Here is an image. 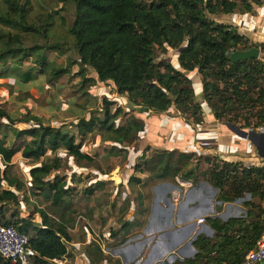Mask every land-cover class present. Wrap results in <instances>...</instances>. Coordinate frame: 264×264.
I'll return each mask as SVG.
<instances>
[{
    "label": "trees",
    "instance_id": "16d2710c",
    "mask_svg": "<svg viewBox=\"0 0 264 264\" xmlns=\"http://www.w3.org/2000/svg\"><path fill=\"white\" fill-rule=\"evenodd\" d=\"M57 1L75 4L69 33L80 59L83 86L93 84L85 73L90 66L102 83L112 84L135 108L161 115L174 108L180 115L178 122L186 126L188 122L193 129L201 126L204 113L195 99L193 80L186 72L197 70L204 98L211 108V120H223L229 125L240 122L242 129L264 126V60L233 62L229 57L231 51L253 47L264 52V42L255 44L236 26L213 18L220 14L250 13L253 3L260 5L262 0ZM32 8L31 0H0V63L8 69L0 71V76L16 73L23 83L38 74H49L50 81L58 80L68 69L50 59L48 51L61 47L59 42H50V32L53 17L64 7L54 9L39 20L42 23L31 21ZM26 38L36 42L28 45ZM175 48H181L180 68L159 59L160 51ZM27 59H32L33 64L22 71L21 65ZM115 102L104 97L100 112H92L89 118L81 117L70 128L67 124L46 123L43 117L30 111L16 116L0 107V224H12L28 236L32 264H56L55 260L69 255L71 236L65 209L79 191L68 184L67 174L61 172L65 158L59 152L65 151L78 162L93 163L94 155L82 150L88 134L104 131L102 137L112 145L111 152L123 145L116 151L119 153L145 131L146 121L142 117L129 114L122 104ZM149 150L147 147L134 166L135 172L145 176L132 174L128 177L129 184L148 186L149 182L151 185L176 177L194 183L202 177L219 190L221 201H237L248 193L252 196L242 202L247 209L245 216L226 220L207 217L214 235L200 233L192 241L197 250L195 255L172 264H241L264 233V165L246 166L242 161L232 162L178 148H155L147 156ZM49 152L53 154L50 157ZM19 153L32 162L29 180L14 171L13 158ZM202 160L208 168L200 173ZM98 185L102 182L83 193L93 195ZM31 197L49 200L52 213L38 206L32 214L21 210V203H29ZM143 199L144 195L139 193L137 205L133 207L131 203L126 207L121 227L111 235L126 237L143 224L142 216L148 209ZM55 211H59V220ZM97 252L99 259L104 256L99 248ZM0 264L17 263L0 254Z\"/></svg>",
    "mask_w": 264,
    "mask_h": 264
},
{
    "label": "rangeland",
    "instance_id": "374dc122",
    "mask_svg": "<svg viewBox=\"0 0 264 264\" xmlns=\"http://www.w3.org/2000/svg\"><path fill=\"white\" fill-rule=\"evenodd\" d=\"M31 1L33 6L31 21L35 22L45 19L54 9L64 7V10H59V15L53 17L54 25L51 27L50 32V42H59L61 47L59 49L50 48L48 56L59 67L68 69V73L59 77L58 80L53 79L52 81H50L51 76L49 74H38L35 79L27 83L21 82L16 73H12L8 77L0 76V107L5 108L16 116H21L30 111L43 117L46 123H51L52 125L67 124L70 128L71 124H76L81 117L89 118L92 112H100L102 106L101 100L107 97L116 100L115 103L117 104H122L125 107V111L129 114L138 115L147 120L146 129L139 135L137 141L131 145L124 146L125 149H121L119 153L116 151L123 145H119L113 149L114 152H111L112 145L103 140L104 131L95 130L93 133L88 134L82 150L94 155L95 160L93 163L87 161L78 162L73 157L67 156L65 151L61 150L59 152L65 158L61 172L67 174L68 184L76 186V191H79L81 194L76 195L65 209V216L69 219L67 224L71 227L70 234L73 240L70 242L69 247L73 255L74 253H81L84 257V252L91 240L99 241L101 248L105 252H110L107 244L110 238V229H118V226L122 223V219H124L123 213L126 207L131 203L133 207L137 205L139 193L146 195L151 210L154 207L156 194L167 192L172 202L180 203L188 190L193 187V185L191 187L181 185L177 179L169 180V184L168 182H164V185H150V182L148 186L129 184L127 176L132 174L140 175L134 171V166L142 159L141 157L145 149L150 147L153 150L155 148H168L171 146H180L179 148L188 149L189 145L193 144L192 138L194 137L196 140L195 136L197 137L198 133L200 134V143L205 144L203 147H206L207 144L212 145V138L201 127H194L193 129L196 131L193 132V137L191 139L188 138L187 133H182L187 127L184 126L183 122H178L180 115L174 108L169 109L163 115L147 111L144 108L140 111L141 108H135L134 104H131L126 96L120 95L112 84L102 83L98 79L94 69L90 66L86 67L85 73L89 78L93 79V84L89 87L83 86L84 80L81 75L80 59L73 46V37L69 33V27L75 15V4H62L57 0ZM253 4L256 8L253 11V15L259 16L262 10L264 11V0H262L260 7L255 3ZM236 16V13L220 14L214 15L213 18L217 21L237 26L234 20ZM262 16L264 17V15ZM39 22L42 23V21ZM245 36L255 44L264 42V26L258 31L255 29L250 30L249 34L247 33ZM26 42L28 45H31L36 41L32 38H26ZM180 52L181 48L169 49L166 52L160 51L159 59L167 60L176 68H180ZM260 59L264 60L263 51H261ZM32 64V59L25 60L21 65V70H27ZM10 65L11 61L8 62V66ZM0 71L2 73L8 72L7 65L0 63ZM186 73L193 80L196 89L195 99L203 107L204 120L201 123L203 125L207 119L211 120L212 112L202 92L201 75L197 70L187 71ZM153 118L159 121L153 120V122H150ZM190 121L192 120H189V123ZM117 122L119 124L122 123V119H118ZM177 122L179 123L178 127H182L181 129L175 126L178 124ZM219 122L223 128L226 130L229 128L230 130V126L223 120ZM186 124L187 126H191L188 122ZM241 124L240 122L237 123L238 126H241ZM243 129L248 132L251 128ZM187 132L189 133V131ZM171 138H174V140L171 141ZM196 143H198L201 150L204 149L197 140L194 141V144ZM222 147L216 145L218 149H222ZM48 154L49 157L53 155L51 152ZM151 154V150L146 153L147 156ZM211 155L217 156L216 154ZM229 159L231 160L232 158ZM13 162L14 171L24 179L29 180L28 170L32 162L23 158L20 153L13 158ZM207 168L208 164L202 160L198 171L201 173ZM73 172H76L75 177L76 179L78 178L74 182L72 180ZM202 180L204 179L202 178ZM97 181H101L104 184L103 189H99L93 196H86L83 191L86 188L94 186V183ZM169 187L173 188L168 190ZM37 206L44 208L47 212L52 213L53 211V206L49 200L38 197H31L29 203L23 201L21 203V210L27 214H32ZM54 213L58 217L59 211H55ZM34 218H39V214H36ZM111 253L117 257L116 255L119 252L116 249H112ZM68 264H71V261Z\"/></svg>",
    "mask_w": 264,
    "mask_h": 264
},
{
    "label": "crops",
    "instance_id": "0c3cea01",
    "mask_svg": "<svg viewBox=\"0 0 264 264\" xmlns=\"http://www.w3.org/2000/svg\"><path fill=\"white\" fill-rule=\"evenodd\" d=\"M257 6L260 7L258 4ZM254 9L256 8L253 4V11ZM253 11L246 14H236L237 16L234 19L237 23L236 27L238 30L245 35H247V33L249 34L250 30L255 29L258 31L264 26V17L262 16L264 15V11L262 10L259 16L253 15ZM144 120L147 125V120ZM153 120L156 122L159 121L153 118L150 122H153ZM184 126L187 127V129H184L185 131L182 133H187L188 138L191 139L193 137V132L196 130L191 129L189 126ZM200 127L209 133V136L212 138L211 146L207 144V148L203 147L205 144L200 143V134L197 131L198 136H195V138L197 142L201 144V147L204 148L203 150L199 148L198 143L194 144V141H196L194 137L192 138L193 144L189 145L188 149L179 148L180 146H171L168 148L197 151L198 154L201 155L216 154L225 160L232 158L228 161H242L246 166L264 165V126L256 129L251 128L246 137L235 133L231 129L229 130V128L226 130L218 120L207 119L206 123ZM187 131H189V133ZM173 140L174 138H171V141ZM216 145L223 147L222 149H218ZM139 176L144 177L145 175L140 174ZM75 180H78V178L76 179L75 177ZM75 180H73V182ZM169 180L172 179L158 180L153 184L164 185V182H168L169 184ZM98 182L101 181L95 182L94 186L97 185ZM103 185V183L101 186L98 185L99 187L96 192L99 189H103ZM172 188L173 187H169L168 190ZM78 195L81 194L78 193ZM143 195L145 207L148 208L146 213L142 216L143 224L127 233L126 237H122V234L118 237L111 235L114 231L118 230L121 225L118 226V229L111 228L109 232L110 238L107 241L110 252H105L101 248L99 241L91 240L84 252V257L80 252V254L74 253L73 255L69 247L73 239L70 234L71 227L68 225V231L71 236V241L68 243L69 255L63 259L55 260V263L68 264L69 261H71V264H172L177 259L183 260L195 255L197 250L192 241L200 233H205L209 236L214 235V229L206 220L199 223L198 220L200 218L206 219L207 217L214 218L218 216L226 220L230 217L245 216L247 209L243 206L242 202L246 199H252L251 194L248 193L245 198L238 199L237 201H221L218 199L219 190L213 187L206 179L202 180V177L199 181L193 183V187L188 190L180 203L172 202L167 192L156 194L154 198V207L150 210L148 199H146L145 194ZM55 218L59 220V215ZM123 238H125V240ZM98 248L104 253V256L100 259L96 255V253L98 254ZM112 249H116L119 252L116 255L117 257L113 256L111 253Z\"/></svg>",
    "mask_w": 264,
    "mask_h": 264
},
{
    "label": "built area",
    "instance_id": "2783aa9c",
    "mask_svg": "<svg viewBox=\"0 0 264 264\" xmlns=\"http://www.w3.org/2000/svg\"><path fill=\"white\" fill-rule=\"evenodd\" d=\"M177 181L186 187L193 185L192 180L176 177ZM247 195V194H246ZM242 199V198H240ZM205 218H200L199 223ZM28 236L12 224H0V254L13 263L32 264L29 249ZM241 264H264V233L257 242L256 247L249 251Z\"/></svg>",
    "mask_w": 264,
    "mask_h": 264
},
{
    "label": "water",
    "instance_id": "95a60500",
    "mask_svg": "<svg viewBox=\"0 0 264 264\" xmlns=\"http://www.w3.org/2000/svg\"><path fill=\"white\" fill-rule=\"evenodd\" d=\"M261 54V49L258 47H253L247 50H234L229 53V57L231 61L237 62L239 60H247V59H259ZM229 125V124H228ZM230 129L235 133L241 134L244 137L248 135V132L243 130L238 125H229Z\"/></svg>",
    "mask_w": 264,
    "mask_h": 264
},
{
    "label": "bare ground",
    "instance_id": "6f19581e",
    "mask_svg": "<svg viewBox=\"0 0 264 264\" xmlns=\"http://www.w3.org/2000/svg\"><path fill=\"white\" fill-rule=\"evenodd\" d=\"M117 176V175H116Z\"/></svg>",
    "mask_w": 264,
    "mask_h": 264
}]
</instances>
